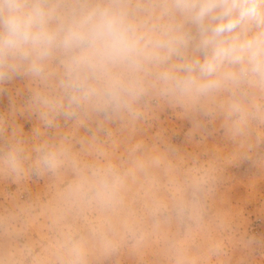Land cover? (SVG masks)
Returning <instances> with one entry per match:
<instances>
[{"label":"clouds","instance_id":"9594fccd","mask_svg":"<svg viewBox=\"0 0 264 264\" xmlns=\"http://www.w3.org/2000/svg\"><path fill=\"white\" fill-rule=\"evenodd\" d=\"M17 79L27 96L0 114V182L48 191L22 188L0 210V264H105L145 247L149 222L172 264H195L183 238L206 226L222 160L264 168V0H0V92ZM166 109L192 121L189 139L219 130L237 150L187 169L172 145L106 154L112 126L137 131Z\"/></svg>","mask_w":264,"mask_h":264},{"label":"rangeland","instance_id":"374dc122","mask_svg":"<svg viewBox=\"0 0 264 264\" xmlns=\"http://www.w3.org/2000/svg\"><path fill=\"white\" fill-rule=\"evenodd\" d=\"M0 92V114L11 111L12 102L23 103L27 92L22 79L14 80L4 86ZM18 89H25L22 96H17ZM16 123L25 133H30L36 124L35 116L27 113L18 115ZM113 127L112 137L105 138L102 145L106 154L114 161L125 155L131 143L142 141L150 150L162 152L167 145L176 147L179 157L174 161L181 169L194 165L193 156L198 157L201 165L210 164L217 155L226 157L237 150V145L227 140L221 131H216L206 138L196 135L189 139L192 121L183 118L170 109L155 114L139 126V130L117 131ZM215 127L219 129V122ZM261 151H264L262 146ZM219 179L215 191L209 199V213L206 226L194 230L192 235L184 236L183 242L188 247L189 255L195 264H264V168L256 167L251 161L237 164L223 159L218 173ZM22 188H27L33 195L48 191L46 180L33 179L24 185L0 182V210L9 206ZM28 193H24L26 198ZM135 207L138 216L142 214V200L138 199ZM228 217L231 225L220 229L217 218ZM43 220L33 230L34 236L43 238L46 232ZM151 236L143 248L125 245L120 253L105 264H172L162 246L167 233L163 229H152ZM249 237L256 238L258 244L252 248L245 246ZM220 244L227 255H212L209 245Z\"/></svg>","mask_w":264,"mask_h":264}]
</instances>
